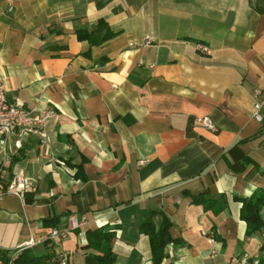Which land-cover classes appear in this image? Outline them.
<instances>
[{
    "label": "crops",
    "instance_id": "1",
    "mask_svg": "<svg viewBox=\"0 0 264 264\" xmlns=\"http://www.w3.org/2000/svg\"><path fill=\"white\" fill-rule=\"evenodd\" d=\"M107 28L103 44L78 37ZM0 74L9 102L54 113L44 138L0 136L3 264L54 230L59 259L83 263L106 225L115 264H153L141 225L164 216L170 264H262L264 230L241 212L264 193V0H0ZM17 177L33 204L8 193Z\"/></svg>",
    "mask_w": 264,
    "mask_h": 264
},
{
    "label": "trees",
    "instance_id": "2",
    "mask_svg": "<svg viewBox=\"0 0 264 264\" xmlns=\"http://www.w3.org/2000/svg\"><path fill=\"white\" fill-rule=\"evenodd\" d=\"M115 36L116 33L109 28H107L103 35L98 39L94 38L87 31H80L78 33L80 40H86L91 45L103 44ZM81 175L82 169L79 167L77 177H80ZM24 198L27 204L34 203L33 193L25 192ZM211 200L215 202V199ZM211 200H205L202 197H199L195 198L194 202L207 205ZM241 218L247 223L251 234L264 230V193L256 194L251 199L243 201ZM54 220L48 224L50 225L49 227L57 226V224L55 225V222H53ZM171 228L172 222L165 216L160 225H156L152 218L146 220L141 225V233L146 235L150 241L153 264H161L167 257L166 250L168 246L176 243L171 236ZM78 230L80 229H77V231ZM116 231V228H112L109 225L96 229H88L86 231L87 244L81 248L88 252L85 256L84 264H115L116 255L113 250V242L116 238ZM43 244L48 250L44 256L38 255L35 248H30L19 254L18 259H16L13 264H61L64 256L59 259L53 245L50 246L52 240L48 238ZM261 263L264 264V260H262ZM4 264H10V258H8ZM68 264L70 263L68 262Z\"/></svg>",
    "mask_w": 264,
    "mask_h": 264
},
{
    "label": "built area",
    "instance_id": "3",
    "mask_svg": "<svg viewBox=\"0 0 264 264\" xmlns=\"http://www.w3.org/2000/svg\"><path fill=\"white\" fill-rule=\"evenodd\" d=\"M14 7L11 4L8 8V12H13ZM199 51L202 53H209L208 47L204 45H199ZM256 95L261 96L259 90L256 91ZM264 108V98H260L254 107V117L258 121L262 122L264 120L261 111ZM53 112H47L44 115H36L35 113L28 111L24 108L21 103H11L8 101L5 91H4V78L0 74V136L8 139L14 135H21L22 137L35 136L39 138L45 137L44 127L47 121L53 117ZM201 125L208 128L212 132H218V128L215 123L209 118L204 117L200 120ZM26 192V183L25 180L21 177L15 178L9 185L8 193L18 197H23ZM86 224L85 221H80L77 218L71 220V228L77 230L82 228ZM202 235L210 239L211 242L215 241L214 234L209 233L208 231L202 230ZM60 235L58 230H54L50 236V239L58 237ZM44 243L42 239H34L29 248H35ZM19 254H15L10 257V264L18 259ZM247 259H242L237 264H247ZM69 259L67 256H64L61 264H68ZM0 264H3L0 261ZM162 264H170L167 259L163 261Z\"/></svg>",
    "mask_w": 264,
    "mask_h": 264
},
{
    "label": "rangeland",
    "instance_id": "4",
    "mask_svg": "<svg viewBox=\"0 0 264 264\" xmlns=\"http://www.w3.org/2000/svg\"><path fill=\"white\" fill-rule=\"evenodd\" d=\"M81 260H82V257H80V259H74V263L75 264H84V261H83V263H81Z\"/></svg>",
    "mask_w": 264,
    "mask_h": 264
},
{
    "label": "water",
    "instance_id": "5",
    "mask_svg": "<svg viewBox=\"0 0 264 264\" xmlns=\"http://www.w3.org/2000/svg\"><path fill=\"white\" fill-rule=\"evenodd\" d=\"M233 16L232 15H230V19L232 18Z\"/></svg>",
    "mask_w": 264,
    "mask_h": 264
}]
</instances>
